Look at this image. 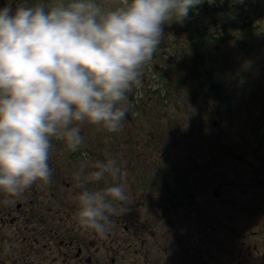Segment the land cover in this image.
<instances>
[{
    "label": "rangeland",
    "instance_id": "obj_1",
    "mask_svg": "<svg viewBox=\"0 0 264 264\" xmlns=\"http://www.w3.org/2000/svg\"><path fill=\"white\" fill-rule=\"evenodd\" d=\"M97 3L122 6V0ZM201 3L178 20L173 40L161 37L151 60L157 67L146 65L142 86L127 93L126 130L110 133L86 121L80 125V150L85 145L88 154L79 150L61 166L59 185L67 198L55 201L48 196L51 188L36 196L0 192L1 264H58L61 247L73 252L71 264H264V0ZM0 4L13 9L24 0ZM251 17L253 38L244 24ZM169 23L163 25L167 34ZM232 27L248 37L251 52L231 45L226 32ZM186 31L190 40L198 39L202 56L195 55ZM178 61L184 66L176 68ZM150 89L155 91L146 93ZM57 147L65 149L62 143ZM91 151L117 160L120 175L111 179L115 186L125 185L131 199V211L112 216L113 227L103 236L74 218L73 197L82 191L74 177L95 170ZM103 181L110 186L105 177L84 187ZM33 210L43 214L39 222ZM36 223L40 228L28 231ZM71 234L93 242L91 260L76 257L78 240L72 246L60 243ZM14 246L22 251L14 253Z\"/></svg>",
    "mask_w": 264,
    "mask_h": 264
},
{
    "label": "clouds",
    "instance_id": "obj_2",
    "mask_svg": "<svg viewBox=\"0 0 264 264\" xmlns=\"http://www.w3.org/2000/svg\"><path fill=\"white\" fill-rule=\"evenodd\" d=\"M200 2L122 0L113 9L97 0H53L47 7L0 9V192L19 197L37 181L50 183L51 139L76 151L84 143L85 121L119 132L127 93L142 86L163 25L186 17ZM92 168L74 177L82 188L73 197L74 218L103 236L112 216L131 211V199L123 184L84 187L107 175L117 179L115 158Z\"/></svg>",
    "mask_w": 264,
    "mask_h": 264
},
{
    "label": "flooded vegetation",
    "instance_id": "obj_3",
    "mask_svg": "<svg viewBox=\"0 0 264 264\" xmlns=\"http://www.w3.org/2000/svg\"><path fill=\"white\" fill-rule=\"evenodd\" d=\"M31 205H32V203H31ZM18 207H20V205H18ZM29 210H32V209L30 208ZM48 221H50V220L48 219ZM68 238H69V240L66 241V242H63V240H60V243L62 245H67V246L70 245V246H72L74 240H78V250L75 251L76 257L79 258V259H82L84 261L92 259V255L90 254L92 252L90 250V244L93 243V242H89V240L86 237L85 238L84 237L79 238V237H75V235H72V234L69 235ZM90 238H91L90 240L94 241L93 237H90ZM86 250L89 252L91 258L89 257V254L86 253L88 255V257L85 254L84 251H86ZM57 254H58V258H57L58 259V264H71V255L73 256V252L70 253L69 248L66 249L65 247H61L58 250Z\"/></svg>",
    "mask_w": 264,
    "mask_h": 264
},
{
    "label": "trees",
    "instance_id": "obj_4",
    "mask_svg": "<svg viewBox=\"0 0 264 264\" xmlns=\"http://www.w3.org/2000/svg\"><path fill=\"white\" fill-rule=\"evenodd\" d=\"M2 5H3V4H0V7H4V6H2ZM0 9H2V8H0ZM176 23H177V22H176L175 20H173V21H171V22L169 23V26H172V27H173ZM199 32H201V31H199ZM187 37H189L188 39H189V43H190L191 48H192V45H193V48H195L196 50H199L200 47H199V44H198V41H197L198 39L195 37V38H194V41H193V40H190V35H189V34H187ZM212 38L214 39V36H212ZM191 44H192V45H191ZM191 48H190V49H191ZM200 56H202V55L200 54ZM205 68H207V67H205ZM221 88L224 89L223 86H220V89H221ZM84 147H85V145H83L81 151H83V150L85 149ZM89 150H91V149L89 148ZM91 152H93V151H91ZM77 154H78V153H77ZM101 157H102V158H105L104 156H101ZM63 171H64V170H62L60 176L62 175ZM56 172H57V168H56ZM58 174H59V173H58ZM58 174H57V175H58ZM60 176H59V177H60ZM52 190H53V189H52ZM35 215H36V213H35ZM38 225H39V224H38ZM29 229H30V231H33L34 229H35V230L38 229V226H37V227H34V226H33V227H30ZM14 250L17 251V252H19V253L22 251L21 249H18V248H16L15 246L13 247V251H14Z\"/></svg>",
    "mask_w": 264,
    "mask_h": 264
}]
</instances>
